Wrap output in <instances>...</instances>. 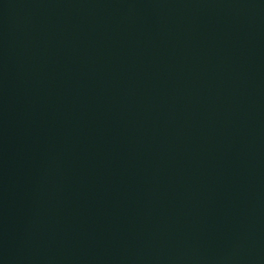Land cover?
Returning <instances> with one entry per match:
<instances>
[{
    "label": "water",
    "instance_id": "water-1",
    "mask_svg": "<svg viewBox=\"0 0 264 264\" xmlns=\"http://www.w3.org/2000/svg\"><path fill=\"white\" fill-rule=\"evenodd\" d=\"M0 264H264V0H0Z\"/></svg>",
    "mask_w": 264,
    "mask_h": 264
}]
</instances>
